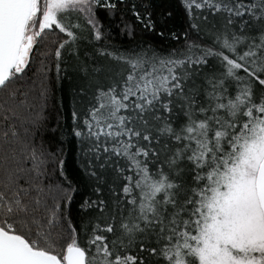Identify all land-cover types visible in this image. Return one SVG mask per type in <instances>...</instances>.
I'll list each match as a JSON object with an SVG mask.
<instances>
[{
	"label": "snow or ice",
	"instance_id": "6c2138e0",
	"mask_svg": "<svg viewBox=\"0 0 264 264\" xmlns=\"http://www.w3.org/2000/svg\"><path fill=\"white\" fill-rule=\"evenodd\" d=\"M0 264H264V0H0Z\"/></svg>",
	"mask_w": 264,
	"mask_h": 264
},
{
	"label": "trees",
	"instance_id": "16d2710c",
	"mask_svg": "<svg viewBox=\"0 0 264 264\" xmlns=\"http://www.w3.org/2000/svg\"><path fill=\"white\" fill-rule=\"evenodd\" d=\"M136 3H151L156 8V14L159 15L162 8L168 7V5H175L177 0H134ZM171 10V9H169ZM126 19L129 23L132 22V17L129 14L126 16ZM120 17L117 16L116 21L114 23H119ZM180 18L176 17L174 21H169V24H175L176 26H179ZM139 26H137V31L139 32ZM159 31V29H157ZM113 36H116V30H113ZM137 39H147L149 42L163 46H174L170 40L163 39L159 36L155 35H149V36H138ZM127 37H121L119 39H114V43H124L126 42ZM70 81L68 77L66 76L64 80H62L59 84L55 86V97H56V111L52 114V120H51V126H55L56 123V115L57 113L60 116V122L61 124L66 125L68 121V116L70 113L71 108V89L69 87ZM63 105V107H61ZM64 159L66 163V171L68 174L73 173L77 168V160H76V152L72 145H65L64 146Z\"/></svg>",
	"mask_w": 264,
	"mask_h": 264
}]
</instances>
